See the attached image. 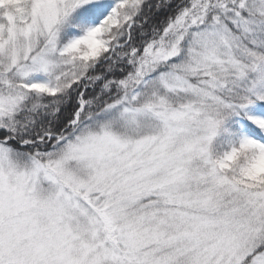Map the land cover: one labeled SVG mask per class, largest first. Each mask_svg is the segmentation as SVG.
I'll list each match as a JSON object with an SVG mask.
<instances>
[{
	"label": "snow or ice",
	"instance_id": "6c2138e0",
	"mask_svg": "<svg viewBox=\"0 0 264 264\" xmlns=\"http://www.w3.org/2000/svg\"><path fill=\"white\" fill-rule=\"evenodd\" d=\"M0 264H264V0H0Z\"/></svg>",
	"mask_w": 264,
	"mask_h": 264
}]
</instances>
